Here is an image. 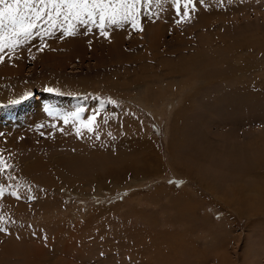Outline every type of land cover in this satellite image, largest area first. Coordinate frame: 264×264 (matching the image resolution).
<instances>
[{
    "label": "rangeland",
    "instance_id": "obj_1",
    "mask_svg": "<svg viewBox=\"0 0 264 264\" xmlns=\"http://www.w3.org/2000/svg\"><path fill=\"white\" fill-rule=\"evenodd\" d=\"M5 4L0 264H264V0Z\"/></svg>",
    "mask_w": 264,
    "mask_h": 264
},
{
    "label": "snow or ice",
    "instance_id": "obj_2",
    "mask_svg": "<svg viewBox=\"0 0 264 264\" xmlns=\"http://www.w3.org/2000/svg\"><path fill=\"white\" fill-rule=\"evenodd\" d=\"M139 0H53V3H61L63 7L68 9L67 15L64 16L65 23L68 24V33L71 35L72 24L69 21L72 17H75L77 21L84 24L97 25L102 34L107 35L104 32L106 22L110 21L112 24H116L117 17H121L124 22H133V27H139L135 22L136 18V5ZM0 3H5V0H0ZM20 0H13V4L18 6ZM177 5V11H179L180 0H175ZM13 4H5V11L11 13L17 11V8L13 7ZM61 12H57L56 15H61ZM0 15H4V11H0ZM83 17V20H81ZM51 19V18H50ZM36 25L29 23L27 25L21 24L19 32H15L16 35H28L29 30L35 28ZM4 45H0V51H2ZM4 195L3 188L0 186V197ZM2 219V218H0ZM3 230V229H0Z\"/></svg>",
    "mask_w": 264,
    "mask_h": 264
},
{
    "label": "crops",
    "instance_id": "obj_3",
    "mask_svg": "<svg viewBox=\"0 0 264 264\" xmlns=\"http://www.w3.org/2000/svg\"><path fill=\"white\" fill-rule=\"evenodd\" d=\"M11 30V29H10ZM12 32V31H11ZM0 33H4L2 30L0 31ZM13 33V32H12ZM4 37H6L5 36V34H4ZM7 38V37H6ZM8 39V38H7ZM14 39H15V37H13V38H11V41H14ZM21 103H23V100H21L20 101V103H18V104H21ZM45 103H46V101H45ZM8 107V106H7ZM49 107H51V106H49ZM56 112H58L57 110H56ZM59 114V113H58ZM57 114V115H58ZM1 131H3V130H1ZM6 131H9L8 129H5L4 130V132H3V134L2 135H5V133H6ZM9 138H10V131H9V133H8V137L7 138H5V137H2V140H5L6 141V143L7 142H9ZM7 145H12V144H7ZM4 150V149H3ZM2 152H0V154H1ZM4 161H5V158H4ZM7 167H6V165H5V163L3 164V169L5 170Z\"/></svg>",
    "mask_w": 264,
    "mask_h": 264
},
{
    "label": "bare ground",
    "instance_id": "obj_4",
    "mask_svg": "<svg viewBox=\"0 0 264 264\" xmlns=\"http://www.w3.org/2000/svg\"><path fill=\"white\" fill-rule=\"evenodd\" d=\"M41 254H42L41 250H40V252H38V253L36 252V256H38V257H39ZM42 257H43V255H42ZM42 257H41V258H42Z\"/></svg>",
    "mask_w": 264,
    "mask_h": 264
}]
</instances>
